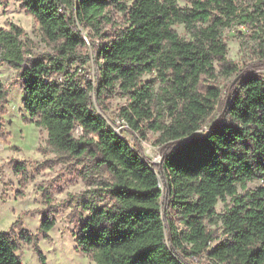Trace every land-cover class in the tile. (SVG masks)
Masks as SVG:
<instances>
[{"label": "trees", "instance_id": "16d2710c", "mask_svg": "<svg viewBox=\"0 0 264 264\" xmlns=\"http://www.w3.org/2000/svg\"><path fill=\"white\" fill-rule=\"evenodd\" d=\"M19 1L54 52L28 56L25 30L12 23L0 27V61L17 69L23 106L48 130L54 149L87 160L84 173L92 187L81 203L91 212L77 225L78 247L98 264H194L202 253L219 264H264V182L238 192L239 183L264 179V78L240 74L223 36L233 25L252 29L253 47L264 57V0H190L187 6L179 0ZM80 25L91 27V46L102 41L96 74L80 80L76 71L55 80L70 63L92 58L83 52L89 45ZM215 62L226 76L239 74V85L223 107L225 120L197 134L221 101L220 85L203 81L218 77ZM148 73L156 74L159 90L156 80L143 82ZM111 92L127 97L118 117L137 135L135 144L106 117ZM6 95L0 80V97ZM78 125L84 129L79 137ZM149 131L157 134L159 163L139 142ZM16 167L24 169L22 163ZM227 196L233 204L220 214L216 205ZM104 199L109 203L95 206ZM209 223L223 227L225 237L215 245ZM55 224L50 213L43 216L45 236ZM20 239L37 240L26 229ZM19 248L0 230V264H24Z\"/></svg>", "mask_w": 264, "mask_h": 264}, {"label": "rangeland", "instance_id": "374dc122", "mask_svg": "<svg viewBox=\"0 0 264 264\" xmlns=\"http://www.w3.org/2000/svg\"><path fill=\"white\" fill-rule=\"evenodd\" d=\"M181 6L190 5V0H179ZM115 14V20L123 21L121 13ZM15 23L22 26L25 33L23 41L27 42V55L34 58L47 57L54 52V47L43 37L40 24L29 14L19 0H0V27H10ZM79 28L86 37L89 47H84L92 58L85 64L80 61L70 63L67 70L54 76L55 80L64 81L77 71L76 78L84 76L94 78L97 67V47L101 39H95V46L90 45L92 29L90 26ZM181 36L190 37L183 24H175ZM107 29V27L105 28ZM252 29L246 26L233 25L223 30V36L228 44V58L239 65L240 74H252L264 78V57H260L251 39ZM217 78L204 79V84L215 82L222 89V96L217 109L207 118L203 127L197 132L202 134L213 123L225 120L223 107L230 94L237 87V76H226L220 72L218 62H215ZM156 74H145L143 82L155 81L156 90L161 83ZM0 80L4 84L6 97H0V125L4 136L0 140V230L11 234L19 245L18 254L24 264H41L39 251L43 252L47 264H98L77 245V225L90 215V209L84 208L82 199L92 186L84 173L87 160L58 152L48 141V130L38 126L23 106L22 80L17 69L0 61ZM127 105V97L117 92H111L105 97L106 117L116 130L131 144H135L137 135L129 129L125 120L118 117L121 107ZM99 108V107H98ZM99 110L103 112L100 108ZM75 136L84 135V129L78 125ZM157 134L148 132V139L139 140L146 156L154 163L162 161L160 147L156 145ZM138 141V140H137ZM22 163L24 169L18 170L17 164ZM107 175V174H106ZM264 179L257 177L243 186L238 184V192L245 194L262 185ZM109 203L108 199L98 201L95 206ZM233 204L231 196L219 199L216 209L222 214ZM50 213L56 218L55 226L47 232L41 229V220ZM215 229L216 239L213 245L222 240L223 227L213 223L208 224ZM26 229L37 240L27 244L20 239V232ZM38 248V249H37ZM194 264H219L214 262L207 253L194 258ZM222 264V263H221Z\"/></svg>", "mask_w": 264, "mask_h": 264}, {"label": "water", "instance_id": "95a60500", "mask_svg": "<svg viewBox=\"0 0 264 264\" xmlns=\"http://www.w3.org/2000/svg\"><path fill=\"white\" fill-rule=\"evenodd\" d=\"M228 101H229V98H228V100H227V103H228ZM119 133V132H118ZM120 134V133H119ZM121 136H122V134H120Z\"/></svg>", "mask_w": 264, "mask_h": 264}]
</instances>
